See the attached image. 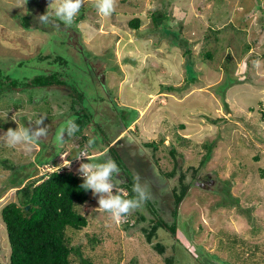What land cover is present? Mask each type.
Wrapping results in <instances>:
<instances>
[{
  "label": "rangeland",
  "instance_id": "rangeland-1",
  "mask_svg": "<svg viewBox=\"0 0 264 264\" xmlns=\"http://www.w3.org/2000/svg\"><path fill=\"white\" fill-rule=\"evenodd\" d=\"M17 3L0 0V75L18 81L0 95V134L29 127L41 115L50 133L30 149L0 143V209L17 201V189L39 175L33 171L38 159H50L62 147L56 157L62 163L72 147H88L87 138L94 141L88 147L91 161L98 158L95 143L104 146L107 138L112 144L111 136L130 123L123 136L129 144L106 150L103 157L114 152L123 173L116 181L133 185L138 174L151 199L117 222L90 192L81 207L87 226L66 230L71 246L80 247L93 264H166L169 255L173 264H264V0H118L107 17L98 13L94 0H86L79 13L84 18L58 28L39 21L58 0H36L32 6L27 1L24 8ZM155 9L168 13L175 31L154 27ZM26 13L39 22L32 24L36 28L21 25ZM133 17L141 20L137 29L128 25ZM83 63L90 66L85 73ZM42 68L59 70L74 94L63 85L25 84ZM89 113L93 122L57 140L68 120ZM148 141L157 148L146 146ZM211 142L210 157L201 164L204 144ZM18 174L23 180L15 187L10 182ZM181 174L188 193L173 211L172 189L180 185ZM152 206L167 221L177 212V240L164 227L151 242L147 239L143 227L152 226L146 212ZM156 242L172 249L159 253ZM9 255L0 216V261L6 264ZM71 264H80L79 255L72 254Z\"/></svg>",
  "mask_w": 264,
  "mask_h": 264
},
{
  "label": "trees",
  "instance_id": "trees-1",
  "mask_svg": "<svg viewBox=\"0 0 264 264\" xmlns=\"http://www.w3.org/2000/svg\"><path fill=\"white\" fill-rule=\"evenodd\" d=\"M27 1L29 6H32L36 3V0ZM167 14L168 13L164 9H155L151 13V19L153 21L154 27L161 25L162 28L164 26L163 30L173 32L175 30L171 29L170 24H168L169 16ZM20 18L21 25L27 29L36 28L35 26H32V24L39 23L32 17V14L30 13L22 15ZM82 18H84L83 14H79L75 18L73 24L78 23ZM55 22L60 25H64L59 20H56ZM140 22V18L133 17L128 21V25L133 29H137L140 25ZM262 26H264V12ZM180 28L181 27L178 29L180 30ZM185 53L187 54V49ZM205 56L207 58H211L212 54L211 52L206 51ZM54 60H56L60 66H67V62L62 57H55ZM2 69L3 68L0 67V72ZM41 70V74L35 75L29 82L25 84H31L33 87L63 85L64 87H67L71 90L70 93L74 94V91L71 89L73 86L68 85L66 81L67 79L61 78L63 77V74H61L59 70L55 71L50 69L49 72L44 68ZM64 76L68 77L66 75ZM2 79L5 80L3 81ZM17 82V80L9 78L8 75H6L4 78L2 75H0V95H2V93L7 90L14 89V87L17 86ZM76 92L77 94L75 93V98L78 99L77 97L81 94V92ZM91 115L92 114L90 113L89 116L86 115L85 119L79 118L78 120H75L79 128H82L86 122H90ZM89 140L90 139L86 138V141ZM101 143H105L104 146L98 145L100 143H95L100 147L98 148L100 151L108 147L107 138L106 141H102ZM145 144L146 146H153V149L157 148V145L154 141H148ZM212 144V142L204 144L206 153L201 159V164H204L209 159L212 150ZM61 148L62 147L59 149L60 151ZM107 150L111 151L113 149L112 147H108ZM60 151H58V153H54L50 159H42L41 161L38 159L37 163H55L56 157ZM169 152L171 155H173V157L176 158V150L174 146H170ZM111 156L114 160H116L117 155L114 152ZM41 158H44V156H41ZM9 162V160L3 161L4 165L8 169H15L12 162H10V164ZM175 162L177 163V159H175ZM33 171L38 170L36 169ZM33 175L34 174H32V176ZM169 175H172V172H169ZM16 176L19 177L20 175L18 174ZM43 176L44 175L28 179L26 183L17 189L16 194L18 196V200L8 202L0 209V216L6 228L10 247L9 260L6 264H71L73 253L79 255L80 264H93L90 258L82 256V253L79 249L80 247L74 249V247L71 246V238L66 231L67 228L78 230L87 226L88 220L86 215L82 213L81 207L84 205V203L90 201L89 195L91 190L85 191L81 187L83 178L79 177L72 171H53L48 173L46 177ZM13 178L14 179L10 182V184L14 185L15 187L18 186L23 180L21 176L20 178ZM183 178L184 176L181 174L179 181L180 185L177 186L178 188L174 187L172 189L175 205L174 207H176V205L180 203L183 197H185V195L188 193L189 184L182 182ZM131 184L132 183H130L128 180L125 183L117 184L118 187H124L126 189L127 193L124 195L125 198H133V185ZM226 190H229L228 185H226ZM117 194L123 195L120 192H117ZM227 198L229 199L230 195H227ZM223 202L219 203L223 204ZM26 205H29L28 209L25 208ZM148 209L149 210L146 212L150 216V226H152L149 230L143 227V230L147 235V239L151 241L152 238L156 237L157 230L161 226H164L166 230H168V232L173 236L175 233V221H172L171 223L165 222L159 214V210L154 206L149 207ZM91 238H94V241L97 243V238L94 236L90 237V239ZM167 247V244L164 245L163 242H156L153 244V248L159 253L166 251L165 249H167ZM165 263L173 264V256L169 255L165 257ZM0 264L4 263L0 261Z\"/></svg>",
  "mask_w": 264,
  "mask_h": 264
},
{
  "label": "clouds",
  "instance_id": "clouds-1",
  "mask_svg": "<svg viewBox=\"0 0 264 264\" xmlns=\"http://www.w3.org/2000/svg\"><path fill=\"white\" fill-rule=\"evenodd\" d=\"M85 3L86 0H58L53 12L49 13L46 10L45 13L39 16V21L42 25H52L54 28L59 27V24L55 23L56 20H59L66 26H71ZM26 4L27 0H18L17 6L24 8ZM117 5L118 0H94V6L98 13L105 17L110 16L116 10ZM46 118V116L41 115L34 122H30L29 127L17 126L15 129L8 128L6 132L0 134V143L13 149L20 145L30 149L32 145L42 139H47L49 136L50 125L44 124ZM78 130L79 126L75 120L70 119L67 121L65 127L60 130L57 140L63 142L65 136L72 137ZM93 143V140H89L88 146L91 147ZM85 158L88 162L80 163L78 168L79 174L83 177L81 187L85 191L91 190L93 196L98 197V207L110 214L115 221L120 222L134 211L143 209L145 203L151 199L149 187L147 184L141 183V178L138 174L134 177L132 191L135 193V196L133 198H125L124 195L117 194L118 189L115 179L120 175L121 169L111 157L106 155V159L102 163L91 162L86 152H77L75 157L76 160ZM47 163L52 162L36 163L37 165H35L38 169L39 166ZM70 164L71 161L63 167Z\"/></svg>",
  "mask_w": 264,
  "mask_h": 264
},
{
  "label": "built area",
  "instance_id": "built-area-1",
  "mask_svg": "<svg viewBox=\"0 0 264 264\" xmlns=\"http://www.w3.org/2000/svg\"><path fill=\"white\" fill-rule=\"evenodd\" d=\"M77 152L78 153L79 152H86L88 155V158L92 156L89 152V148L86 145H82V146L76 145L75 146V154L73 157H71V156L67 157L66 160L62 163H59V162L47 163V164L41 165L42 168L39 166L38 167L39 175L40 176L44 175L43 177H46L48 173L53 172V171H58V172L72 171L73 173H76L79 177H82L78 172V168H79L80 163L86 162L85 161L86 158L82 159V160H76L75 157H76ZM66 156H67V154H66ZM69 161H71V164L69 166L63 167L64 165H67L69 163ZM40 168H41V170H40ZM118 191H120V193H122L123 195H125L127 193V191L121 190V189H118ZM125 221H126V219H125Z\"/></svg>",
  "mask_w": 264,
  "mask_h": 264
},
{
  "label": "crops",
  "instance_id": "crops-1",
  "mask_svg": "<svg viewBox=\"0 0 264 264\" xmlns=\"http://www.w3.org/2000/svg\"><path fill=\"white\" fill-rule=\"evenodd\" d=\"M126 127H125V129H120L118 132L116 131V135L114 136V137H111L112 139H114L113 140V143L112 144H110L111 142H108V140H107V142H108V147H112V149L114 150V149H116V148H120V147H122V146H126L125 144H129L127 141H126V139H123L124 137V135L125 134H127V130L128 129H130L129 128V126L130 125H125ZM124 140V141H123ZM118 142V143H117ZM108 147H106V148H104L103 150H96V153H98L96 156L98 157V158H94V159H91V162H94V163H102L103 162V160H105L104 159V157H103V155L105 154V152L104 151H106L107 150V148ZM73 148V147H72ZM104 153V154H103ZM74 155V153H72V149H70V156H73ZM92 155V154H91ZM111 158H112V156H111ZM122 176H123V173L121 172L120 173V175L118 176V178L119 179H122ZM126 181H127V179H126ZM126 181H124V180H118L117 179V181H116V179H115V182H116V184H119V183H125Z\"/></svg>",
  "mask_w": 264,
  "mask_h": 264
},
{
  "label": "flooded vegetation",
  "instance_id": "flooded-vegetation-1",
  "mask_svg": "<svg viewBox=\"0 0 264 264\" xmlns=\"http://www.w3.org/2000/svg\"><path fill=\"white\" fill-rule=\"evenodd\" d=\"M85 62V61H84ZM86 63V62H85ZM84 64V63H83ZM85 65V64H84ZM87 67H89V69H90V66H89V64H86L85 65V67H84V69H83V72L85 73V70L87 69ZM88 70V69H87ZM91 74V73H90ZM90 77H91V75H90ZM97 77L99 78V74H97ZM93 79V78H92ZM95 82V81H94ZM98 84V83H97ZM99 85V84H98ZM60 87H61V85H59ZM66 88V87H65ZM67 89V88H66ZM68 90V89H67ZM69 91V90H68ZM71 91V90H70ZM93 111V110H92ZM90 114V113H89ZM93 115V114H92ZM91 115V119H94L93 118V116ZM95 120V119H94ZM93 121V120H92ZM98 123V122H97ZM111 135H113V133L111 134ZM112 137V136H111ZM205 181H208V180H204V181H202L201 182V184L203 185V186H205L206 185V183H205ZM209 181H212L211 179L209 180ZM199 182V181H198ZM179 204L180 203H178L177 205H176V207H174L175 205H173V207H172V209H173V211L176 209V211H177V209H178V206H179ZM167 210H168V207L166 208ZM166 210V211H167ZM167 213H169V211H167L166 212V214ZM159 214H160V212H159ZM161 215V214H160ZM161 217H162V219L165 221V222H167V223H171L172 221H175V233H174V235H173V238L175 239V240H177V235H176V227H177V220H176V217H177V212H176V215L175 216H173L174 217V220L172 219V221L170 220V221H167V220H165L164 218H163V216L161 215ZM161 227H164V226H161ZM165 228V227H164ZM166 229V228H165ZM151 242V241H150ZM168 247H167V250L168 249H170L171 248V245H167ZM172 249V248H171Z\"/></svg>",
  "mask_w": 264,
  "mask_h": 264
},
{
  "label": "water",
  "instance_id": "water-1",
  "mask_svg": "<svg viewBox=\"0 0 264 264\" xmlns=\"http://www.w3.org/2000/svg\"><path fill=\"white\" fill-rule=\"evenodd\" d=\"M72 153H75V149L74 148H72ZM196 184H198V182H196ZM25 208L28 209L29 205H26Z\"/></svg>",
  "mask_w": 264,
  "mask_h": 264
}]
</instances>
